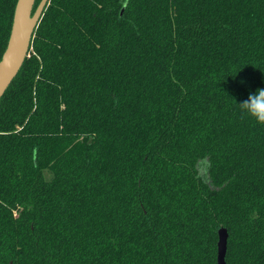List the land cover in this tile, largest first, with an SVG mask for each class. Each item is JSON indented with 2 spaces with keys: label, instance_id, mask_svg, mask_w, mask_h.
Listing matches in <instances>:
<instances>
[{
  "label": "trees",
  "instance_id": "obj_1",
  "mask_svg": "<svg viewBox=\"0 0 264 264\" xmlns=\"http://www.w3.org/2000/svg\"><path fill=\"white\" fill-rule=\"evenodd\" d=\"M258 89L264 0H48L0 98V264H217L220 228L264 264Z\"/></svg>",
  "mask_w": 264,
  "mask_h": 264
},
{
  "label": "water",
  "instance_id": "obj_2",
  "mask_svg": "<svg viewBox=\"0 0 264 264\" xmlns=\"http://www.w3.org/2000/svg\"><path fill=\"white\" fill-rule=\"evenodd\" d=\"M48 0H16L6 47L0 58V98L28 57L34 31ZM228 233L225 228L217 231L216 263L225 264Z\"/></svg>",
  "mask_w": 264,
  "mask_h": 264
},
{
  "label": "clouds",
  "instance_id": "obj_3",
  "mask_svg": "<svg viewBox=\"0 0 264 264\" xmlns=\"http://www.w3.org/2000/svg\"><path fill=\"white\" fill-rule=\"evenodd\" d=\"M237 106L241 110L242 116L250 118L257 124L264 126V89H258L255 93H249L248 98Z\"/></svg>",
  "mask_w": 264,
  "mask_h": 264
}]
</instances>
